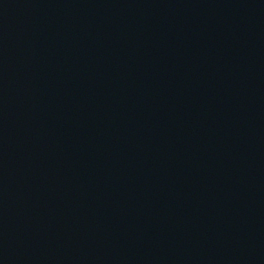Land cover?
I'll use <instances>...</instances> for the list:
<instances>
[{
    "label": "water",
    "instance_id": "1",
    "mask_svg": "<svg viewBox=\"0 0 264 264\" xmlns=\"http://www.w3.org/2000/svg\"><path fill=\"white\" fill-rule=\"evenodd\" d=\"M0 264H264V0H0Z\"/></svg>",
    "mask_w": 264,
    "mask_h": 264
}]
</instances>
